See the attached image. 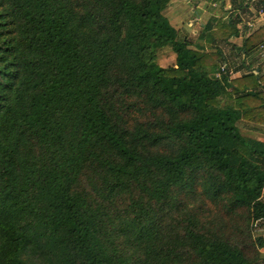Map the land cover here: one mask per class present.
I'll list each match as a JSON object with an SVG mask.
<instances>
[{"label":"trees","instance_id":"obj_1","mask_svg":"<svg viewBox=\"0 0 264 264\" xmlns=\"http://www.w3.org/2000/svg\"><path fill=\"white\" fill-rule=\"evenodd\" d=\"M171 1L0 0V264L263 263L264 25L233 78Z\"/></svg>","mask_w":264,"mask_h":264},{"label":"rangeland","instance_id":"obj_2","mask_svg":"<svg viewBox=\"0 0 264 264\" xmlns=\"http://www.w3.org/2000/svg\"><path fill=\"white\" fill-rule=\"evenodd\" d=\"M260 3L261 0H256L254 4L250 5L253 11L252 12L253 14H250L252 15L250 16V18H254L256 12L260 9L261 6ZM215 4H218L217 0H213L211 6H215ZM198 5L196 3H193V5L188 4L185 1L182 5H180L182 6L183 12L187 17L186 19H193L195 15V13L193 12V8L194 10H199L197 7ZM177 8L178 6L173 5V9L170 8L168 10V13L173 15V12L177 10ZM170 22L178 30L179 38L188 39L193 44V47L197 45L205 46L206 51L208 53H215L217 49H219L224 56L223 59L219 60V64L221 67L226 64L227 66L226 69L233 76V78H237L239 77V75L247 71L243 67L244 58L238 51V49H240L242 45V40L241 38L238 37H234V36L232 37V35L235 32V30H239L240 34L243 33L246 34L247 32H249L247 27V23L249 21H246L245 22L246 24L244 25H243V21H236L237 22L236 28L234 29L231 28L230 26L227 29H223L221 28V25H215L212 32L208 34L210 42L205 41L204 39L201 40L199 38L202 33L203 25H206L209 22L206 21V19L204 21H170ZM222 23H228V21ZM260 26L261 24H259L256 29H258ZM253 60H255V62L253 63L254 64L253 67H261L264 72V56L263 57L261 56L259 58L256 57ZM247 62L250 63V59ZM158 63L161 67L164 68L175 66V55L170 48H165L159 51ZM220 104L221 106L226 107L229 104H231V101L227 98H223L220 100ZM239 128L242 135L251 136L264 140V127L258 128L241 122L239 124ZM263 198H264V194H263ZM254 235L264 236V222L257 224V226L255 227ZM261 252L264 260V249ZM262 264H264V261Z\"/></svg>","mask_w":264,"mask_h":264},{"label":"crops","instance_id":"obj_3","mask_svg":"<svg viewBox=\"0 0 264 264\" xmlns=\"http://www.w3.org/2000/svg\"><path fill=\"white\" fill-rule=\"evenodd\" d=\"M184 1L192 5L193 3H196L197 5L199 4L197 6L199 10H194L193 8V12L195 13L193 19H186L187 17L183 12V8L182 6H180L184 3ZM212 1L213 0H173L171 1L167 10L165 11V15L169 19V21H204L206 19V21H216L218 25L221 22L233 21V20L243 21V25H244L246 24L245 23L246 21H251L253 19L250 18V16H252L250 14H253L251 6L249 8H246L245 6L247 5L246 3H248L247 0H217L218 4H215V6H211ZM243 1L245 2L244 8L239 9L238 5ZM261 2H264V0H261ZM173 5L178 6V8L173 12V15H171L168 13V10L170 8L173 9ZM263 25L264 24H262L261 26ZM177 33L179 36L178 30ZM244 36L245 34L243 33L240 34L238 38H241L242 40Z\"/></svg>","mask_w":264,"mask_h":264},{"label":"built area","instance_id":"obj_4","mask_svg":"<svg viewBox=\"0 0 264 264\" xmlns=\"http://www.w3.org/2000/svg\"><path fill=\"white\" fill-rule=\"evenodd\" d=\"M249 2L251 4H254L256 2V0H249ZM259 24H264V8L261 7L255 14L254 18L249 21L247 23V27H248V30L252 31V30H256L257 26ZM261 56L263 57L264 56V49L262 48L261 49ZM225 67H223L222 69L224 70Z\"/></svg>","mask_w":264,"mask_h":264}]
</instances>
